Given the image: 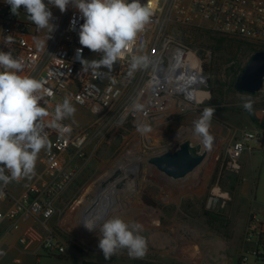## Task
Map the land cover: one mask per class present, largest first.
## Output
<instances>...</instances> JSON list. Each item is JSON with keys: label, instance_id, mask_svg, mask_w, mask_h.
Masks as SVG:
<instances>
[{"label": "built area", "instance_id": "2783aa9c", "mask_svg": "<svg viewBox=\"0 0 264 264\" xmlns=\"http://www.w3.org/2000/svg\"><path fill=\"white\" fill-rule=\"evenodd\" d=\"M140 2L153 11L149 23L117 61L118 69L111 75L100 69L101 75L97 76L91 70H82L80 58L87 59L92 51L79 44L84 20L77 9L69 5L45 45L37 47L29 38L28 26L11 13L5 0H0V51H11L13 57L20 58L25 65L20 74L39 80L52 93L40 102L50 113L45 122L53 119L57 103L65 98L74 107L93 113L95 125L104 124L108 129L123 128L128 123L146 129L201 105L205 97L198 100L196 94L205 92L207 84L204 61L197 51L176 41L174 25L207 23L223 35L252 44L256 51L264 50V0ZM19 13L26 12L21 8ZM8 36L11 44L5 43ZM81 48L78 57L77 49ZM134 55H146L148 66L131 70ZM100 58L99 53L91 57ZM259 93H264V84ZM60 123L71 131L62 135L55 129H45L50 143L39 153L42 169L33 180L25 183L21 178L0 184V244L14 233L22 254L40 249L48 256H64L68 248L50 223L59 199L81 171L75 160L90 158L85 149L91 128H75L70 117ZM263 144L264 133L259 127L235 139L228 153L230 172L240 170L239 159L244 152L251 154ZM5 174L10 175L7 170ZM221 201L223 197L213 195L210 205ZM12 264H24L23 257H15ZM236 264H264V213H248Z\"/></svg>", "mask_w": 264, "mask_h": 264}, {"label": "rangeland", "instance_id": "374dc122", "mask_svg": "<svg viewBox=\"0 0 264 264\" xmlns=\"http://www.w3.org/2000/svg\"><path fill=\"white\" fill-rule=\"evenodd\" d=\"M172 32L176 41L197 51L204 61L207 84L203 103L171 121L151 125L147 131L132 123L113 129L104 124L95 125L93 113L75 107L70 117L72 126L91 128L85 149L90 160L75 161L82 167L81 171L59 199L50 223L67 244L66 254H43L36 264H81L84 261L96 264H236L247 211L259 210L255 199L259 200L264 189V164L256 160L264 159V150L256 148L251 154L244 152L239 159L242 195L238 188L240 180L227 168L233 141L256 127L250 113L264 120V93L249 96L234 89L238 74L254 53L253 45L223 35L207 23L174 25ZM117 69L118 63L113 65L111 72L106 68L101 70L111 75ZM242 97L250 98L251 110L243 107ZM210 106L216 109L209 127L213 141L210 149L203 147L208 155L200 167L184 179L172 180L148 164L149 156L172 151L171 146L178 148L185 140L193 145L200 144L191 138L182 141L179 138L187 134L196 136L191 130L194 122L203 109ZM124 159L130 164L142 163V170L137 173L139 190L116 195L110 211L101 214L102 203L95 201L97 189ZM216 189L226 196L220 204L210 205L213 195L217 196ZM145 195L155 207L143 202ZM94 212L95 219L100 217L97 227L114 217L129 223L139 222L142 225L140 234L147 242L146 255L132 259L127 249H122L105 260L98 247L99 230L90 232L83 226V220L94 219ZM14 235L11 233L1 241L0 264H12L21 254Z\"/></svg>", "mask_w": 264, "mask_h": 264}, {"label": "clouds", "instance_id": "9594fccd", "mask_svg": "<svg viewBox=\"0 0 264 264\" xmlns=\"http://www.w3.org/2000/svg\"><path fill=\"white\" fill-rule=\"evenodd\" d=\"M5 3L13 15H18L23 8L37 29H47L49 34L55 29L51 7L58 8L61 13L69 5L77 9L84 20L78 33L79 44L101 54L99 60L81 57L82 70H91L97 76L101 75L102 68L112 71L113 65L125 56L153 15L149 5L141 4L140 0H47V3L45 0H5ZM5 43H12L11 36L6 37ZM81 53L82 48L77 49L78 57ZM148 64L146 55H134L131 70ZM24 67L21 59L13 57L11 51H0V184L4 185L35 174L38 154L50 143L45 129H55L62 135L69 133L70 127L60 121L72 117L76 111L70 99L65 98L57 103L53 119L45 122L50 113L40 102L52 93L39 80L21 75ZM242 99L245 101L243 107L251 110L250 98ZM215 112L214 107H206L194 122V131L202 137L206 149L211 148L213 141L209 127ZM6 170L10 175L5 174ZM83 224L90 232L99 230L98 247L105 260L122 249H127L132 259L146 255L147 242L140 234L142 225L139 222L129 223L114 217L104 220L99 227L98 219H87Z\"/></svg>", "mask_w": 264, "mask_h": 264}, {"label": "water", "instance_id": "95a60500", "mask_svg": "<svg viewBox=\"0 0 264 264\" xmlns=\"http://www.w3.org/2000/svg\"><path fill=\"white\" fill-rule=\"evenodd\" d=\"M264 84V50L255 51L247 60L243 70L238 74L234 89L237 93L255 96L259 93ZM197 135L194 129H191ZM208 151L201 144L193 145L190 140L180 143L175 151H165L161 154L149 156L148 164L155 167L162 174L172 180L184 179L202 165ZM128 165V170L124 171L119 165L111 174L100 183L97 189L96 202L102 203V213L105 215L112 208L115 197L123 192H137L139 182L137 173L142 170V163L139 161L137 168L131 165L126 159L123 160ZM84 214L88 213L84 211ZM88 216V215H87Z\"/></svg>", "mask_w": 264, "mask_h": 264}, {"label": "crops", "instance_id": "0c3cea01", "mask_svg": "<svg viewBox=\"0 0 264 264\" xmlns=\"http://www.w3.org/2000/svg\"><path fill=\"white\" fill-rule=\"evenodd\" d=\"M46 2V0H45ZM10 7V6H9ZM52 14H53V21L52 23L55 25L57 23H59L62 13L60 12V10L58 8H51ZM17 17V19L21 22L24 23L25 25L28 26V34H29V38L31 40V42H33L37 47H43L45 45V43L47 42V40L51 37L52 33H48L47 29H40L38 30L35 25L27 18V14L26 13H19L18 15H15ZM39 45V46H38ZM93 56L92 52L88 53L87 59L91 60V57ZM256 128V127H255ZM254 128V129H255ZM257 149H260L261 151L264 150V144L261 147H258ZM258 150V151H260ZM256 151V152H258ZM90 159L87 160V162ZM258 162L263 161L262 163L264 164V159H256ZM76 161V160H75ZM261 163V162H260ZM42 165L40 162V154H38V158L36 161V165H35V174L40 171ZM34 174V175H35ZM34 175H32L30 178L29 177H24V182L28 183L30 181L33 180ZM236 176L237 178L240 180L238 188L240 191V194L242 195V175L240 170L238 172H236ZM21 190V188L17 189V192H19ZM116 198V197H115ZM117 200V199H115ZM257 206L259 207V210H254L253 208L248 209V213L249 212H256V213H264V189L261 192V197L259 198V200L256 198L255 199ZM111 209V208H110ZM110 211V210H109ZM21 253V251H20ZM43 251H41L40 249H36L34 252L32 253H21L20 255L23 257V262L24 264H36L40 261V257L43 256ZM82 264V262H81ZM129 264V263H127Z\"/></svg>", "mask_w": 264, "mask_h": 264}, {"label": "bare ground", "instance_id": "6f19581e", "mask_svg": "<svg viewBox=\"0 0 264 264\" xmlns=\"http://www.w3.org/2000/svg\"><path fill=\"white\" fill-rule=\"evenodd\" d=\"M196 96H197V99L199 100V99H202L203 97H205V92H202V93H198V94H196ZM185 138H191L193 141H197V142H201L202 143V140L199 138V137H197V136H192V135H189V134H187V135H183V136H180V140L182 141L183 139H185ZM200 143V144H201ZM202 146H203V144H201ZM136 163H138V161L137 162H133L131 165H133L134 164V166H135V168H137V164ZM121 165V167H122V169L125 171V167H127L128 165H125L124 164V162L122 161V163L120 164ZM214 193L217 195V196H220V197H223V198H225V196H226V194H224V193H222V192H220L218 189H216L215 191H214ZM117 199V198H116ZM92 206V205H91ZM94 216H93V218L95 219V212H94V214H93ZM97 217V216H96ZM96 219H100V217L99 218H96Z\"/></svg>", "mask_w": 264, "mask_h": 264}, {"label": "trees", "instance_id": "16d2710c", "mask_svg": "<svg viewBox=\"0 0 264 264\" xmlns=\"http://www.w3.org/2000/svg\"><path fill=\"white\" fill-rule=\"evenodd\" d=\"M255 51L256 50H254V52ZM250 117H251L253 123L256 125V127H259L264 133V120L263 121L258 120L253 113H250ZM142 200L147 206H150V207L156 206L155 203L150 198H148L146 195L143 196ZM82 264H96V263H94V262H89V263L82 262ZM136 264H138V263H136Z\"/></svg>", "mask_w": 264, "mask_h": 264}]
</instances>
